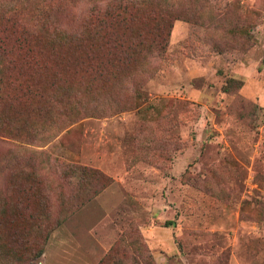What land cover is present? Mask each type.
<instances>
[{
  "label": "rangeland",
  "instance_id": "rangeland-1",
  "mask_svg": "<svg viewBox=\"0 0 264 264\" xmlns=\"http://www.w3.org/2000/svg\"><path fill=\"white\" fill-rule=\"evenodd\" d=\"M120 1L0 0V24L39 12L48 37ZM144 1L172 27L122 103L46 143L0 135V204L13 166L31 163L54 212L64 161L110 178L23 264H264V0Z\"/></svg>",
  "mask_w": 264,
  "mask_h": 264
},
{
  "label": "trees",
  "instance_id": "trees-1",
  "mask_svg": "<svg viewBox=\"0 0 264 264\" xmlns=\"http://www.w3.org/2000/svg\"><path fill=\"white\" fill-rule=\"evenodd\" d=\"M152 6L122 0L102 11L94 7L77 29L48 37L40 36L45 21L39 12L29 21L14 10L0 24V135L46 143L73 131L68 127L79 119L106 112L104 103H122L116 100L122 88L147 73L150 57L167 46L173 17ZM63 167L72 191L57 212L31 163L11 168L10 197L0 204V264L37 258L49 232L110 183L98 169L71 161Z\"/></svg>",
  "mask_w": 264,
  "mask_h": 264
}]
</instances>
